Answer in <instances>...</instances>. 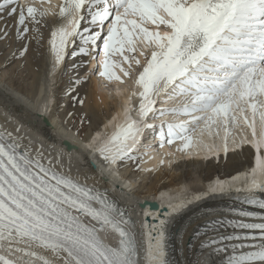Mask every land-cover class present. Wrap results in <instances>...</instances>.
I'll return each instance as SVG.
<instances>
[{"label":"snow or ice","instance_id":"1","mask_svg":"<svg viewBox=\"0 0 264 264\" xmlns=\"http://www.w3.org/2000/svg\"><path fill=\"white\" fill-rule=\"evenodd\" d=\"M49 14L50 9L39 12L32 4L2 0L0 40L13 34L17 40L37 39L35 25ZM57 16L48 41L53 71L68 55L95 60L102 51L100 75L122 83L110 69L120 66L129 76L123 68L131 67L126 53H134L139 40L152 48L150 56L140 52L146 64L135 82L131 110L138 116L117 125L99 149L105 162L132 158L129 143L141 136L136 125L150 113L153 119L187 117L159 125L158 132L168 144L183 140L185 147L196 127L219 122L227 128L236 123L237 112L254 137L253 122L258 118L264 125V0H63ZM148 24L157 30L150 31ZM161 25L167 29L163 34ZM77 42L78 53H69ZM116 55L122 57L120 65L110 59ZM162 95L167 97L164 103L179 100V106L157 114L155 98ZM9 122L0 125V248L8 253L0 255V264H138L132 222L106 190L65 171L59 152L45 154L42 146L34 150L30 139L23 144L20 127L9 130ZM144 127L157 128L149 123ZM210 190L232 188L218 185ZM247 192L240 203L264 210V170ZM195 231L198 236L203 232V247L217 257L216 264H264V211L231 208L202 219ZM110 234L116 243L105 242ZM160 254L157 246L155 259Z\"/></svg>","mask_w":264,"mask_h":264},{"label":"bare ground","instance_id":"2","mask_svg":"<svg viewBox=\"0 0 264 264\" xmlns=\"http://www.w3.org/2000/svg\"><path fill=\"white\" fill-rule=\"evenodd\" d=\"M25 1L39 12L50 9V14L43 17L41 25H35L38 29L37 39L30 37L29 40H17L13 34L8 39L0 40V125L10 121L6 124L9 130L19 126L18 135L25 137L23 144L27 145L30 139L34 150L42 146L45 154L50 151L59 152L64 160L65 171L70 169V174L81 181L88 177L89 185H94L101 191L106 190L110 200L132 222L138 264H216L217 257L203 247V232L198 236L195 230L202 219L227 212L231 208L261 212L244 206L240 203V198L248 195L250 182L253 178H259L264 170V125L258 118L253 122L256 132L254 137L252 130L244 123L242 114L237 112L236 123L247 127L241 126L238 133L233 131L235 127L225 128L219 122L209 126L201 124L196 133H189L191 144L188 147H185L183 140L178 143L175 140L173 145L168 146L166 138L160 147H152L157 144L152 141H149L146 148L140 145L137 150L139 157L142 155L139 166L144 176L148 174V177L142 178L134 189L135 183L130 181V172L127 174L126 171V177H122L117 169L118 163L105 162L99 149L107 143L117 125L125 121L131 123L138 116V112L134 116L131 110L134 105L132 93L137 92L135 82L146 64V59L140 52L144 51L150 56L152 48L139 40L135 43L136 51L126 53L131 67L123 64V68L129 72V76H124L120 66L110 69V72L121 78L122 83L100 75L103 52L99 54L96 76V59L79 54L75 57L66 56L65 58L69 57L70 87L64 104L58 105L56 82L62 64L53 71V55L48 41L51 30L56 26L63 0H45L44 3L40 0ZM8 23L13 21L9 20ZM146 27L150 31L157 30L152 24ZM12 31L14 33V29ZM159 31L163 34L167 29L161 25ZM24 45H27L26 52ZM73 50L78 53V42L70 48L69 53ZM134 58L140 60L139 65ZM110 59L117 65L122 62L119 55ZM7 64L16 71L6 72L4 68ZM139 99L137 95L135 101ZM178 103L179 100H171L170 103L161 104V108L169 105L178 107ZM139 107V103H135V108ZM247 115L252 120L250 110ZM79 116L90 121L87 134L83 137L78 135L77 126H71ZM184 119L187 117L169 115L157 122L161 124L162 121L170 123ZM138 124L136 127L142 132L145 123L143 126ZM141 136L129 143L133 151ZM228 136L233 141L231 147L246 144L251 147H244L240 153L242 155L228 154L225 163L204 162L216 155V150L221 151L220 145ZM65 141L68 148L62 145ZM222 153L224 154L223 149ZM188 157H192V160ZM200 157L205 159L200 161ZM218 179L223 181L219 182ZM218 185L231 186L232 190H210ZM153 204L156 205L155 209ZM161 220L165 221L163 225L160 224ZM160 233H163L162 237ZM101 235L104 237L103 233ZM116 240L113 234L105 237L107 243L114 244ZM157 246L161 250L159 260L155 259ZM46 255L49 259H54L50 253ZM11 258L15 259L14 256ZM35 264L41 262L36 261Z\"/></svg>","mask_w":264,"mask_h":264},{"label":"rangeland","instance_id":"3","mask_svg":"<svg viewBox=\"0 0 264 264\" xmlns=\"http://www.w3.org/2000/svg\"><path fill=\"white\" fill-rule=\"evenodd\" d=\"M1 56H2V54H0V57ZM68 58L69 57L65 58V60L63 61L61 69H60L61 71L59 70V77H57V82L56 83L58 84V86H57L58 88H57V93H56V101H58V105L64 104L63 101L67 97L68 90H69V87H70L69 86L70 81L68 79V76H69V74H68V69H69ZM135 68H137V67H135ZM4 70L6 72H10V70H13L14 72L16 71V69L11 67L10 64L9 65L7 64L6 67L4 68ZM79 117H78L79 119L75 120L71 126H72V128L77 126L78 135H81L83 137L84 135L87 134L86 131H88L87 128H88V126L90 124V121H89V119L88 120L81 119V116H79ZM149 132L150 131L144 132V136H146ZM178 142H180V140L177 141V143ZM141 157H142V155L140 157H139V155H132V158H129V160H127L123 164H120L119 167H117V169L120 170V171L119 170L118 171H119V174H121L122 177L125 176L124 174H126V173L129 174V172H130V174H131L130 175V177H131L130 181L132 183H135V185H133L134 189H136L137 185L142 180V178H145V177L147 178L148 177V174L146 176H144V174L140 170L139 164H140ZM128 161L130 163H128ZM170 170L171 169H169V171ZM101 177L104 180L103 175H101Z\"/></svg>","mask_w":264,"mask_h":264},{"label":"water","instance_id":"4","mask_svg":"<svg viewBox=\"0 0 264 264\" xmlns=\"http://www.w3.org/2000/svg\"><path fill=\"white\" fill-rule=\"evenodd\" d=\"M65 146H66V144H65ZM152 207L155 209V208H156V205H155V204H153V205H152Z\"/></svg>","mask_w":264,"mask_h":264}]
</instances>
